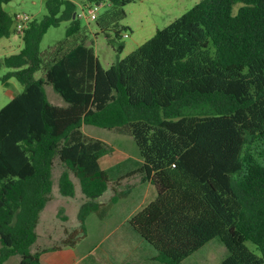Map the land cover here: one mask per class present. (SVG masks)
<instances>
[{
  "label": "trees",
  "instance_id": "obj_1",
  "mask_svg": "<svg viewBox=\"0 0 264 264\" xmlns=\"http://www.w3.org/2000/svg\"><path fill=\"white\" fill-rule=\"evenodd\" d=\"M10 1L0 0V38L18 33ZM108 1L96 20L107 34L131 0ZM46 9L20 33L22 49L0 56L3 84L14 77L23 86L0 109V264L16 254L20 264H41L42 253L75 246L87 216H105L120 198L100 210L111 182L100 159L111 147L84 124L134 137L137 172L157 195L128 221L156 260L182 264L220 237L229 254L219 264H264V0H200L108 68L73 18L74 0H47ZM62 21L66 38L42 51ZM46 84L65 105L49 100ZM57 159L61 194L75 195L72 172L86 200L61 244L34 250Z\"/></svg>",
  "mask_w": 264,
  "mask_h": 264
},
{
  "label": "rangeland",
  "instance_id": "obj_2",
  "mask_svg": "<svg viewBox=\"0 0 264 264\" xmlns=\"http://www.w3.org/2000/svg\"><path fill=\"white\" fill-rule=\"evenodd\" d=\"M47 0H11L7 7L10 11H14L19 14H27L32 19H42L47 14L46 9ZM77 4V11L84 10L85 14L89 7H94L98 0H74ZM200 0H131L124 6L125 17L119 21L116 29L120 30V35L117 36L115 30L104 32L96 24V21L90 20L86 17L78 18L82 27V33L86 35L87 42L91 44L99 58L103 67L108 68L117 60L125 57L137 47L151 39L159 29H163L172 23L175 19L183 15L186 11L191 9ZM104 6L99 10V13L105 11L109 1L105 0ZM69 21H62L57 27H51L44 35L40 48L42 51L48 50L61 40L66 38V31L69 26ZM128 34V37H125ZM13 41H8L6 38H0V56H6L13 53L12 50L17 47L18 33L12 35ZM119 45H123L122 51L118 50ZM17 49V48H15ZM8 69L4 68L1 75ZM36 77H41L42 72L39 71ZM11 84L4 85L0 80V109L8 103L5 100V96L14 91L16 88L22 91L23 86L19 81L12 77L9 79ZM46 92L49 100L58 105L65 104V101L59 93L55 91L51 84H46ZM86 131L89 133H95L108 141L111 147L110 153L105 156L103 163L106 166H113L112 170L133 168L136 166V156L139 154L138 146L132 135L127 133L118 132L114 130L105 129L95 125H86ZM130 154L131 157L126 156ZM120 163V164H119ZM65 169V165L58 159L55 161L53 169V195L54 188H57L56 183ZM75 181L79 184V179L71 172ZM55 184V186H54ZM81 186V185H80ZM53 200L47 205L42 215V220L37 227L38 239L34 244L33 249H42L47 246L59 245L62 242L64 236V226L68 229H74L79 224V202H76V198L71 201V208L66 210L67 217L62 219L58 213V205L60 203L59 196L60 191L55 192ZM62 195V194H61ZM63 205V204H61ZM65 221V222H62ZM138 239V237H137ZM93 240V239H92ZM91 240V241H92ZM141 249L144 255L152 257L157 253L156 248L148 241L140 237ZM247 246L254 251L257 255H261L260 250L251 241L246 242ZM106 243L100 242L98 253L100 254ZM1 247V244H0ZM152 254V255H151ZM229 252L225 244L220 237H215L201 247L198 251L186 258L182 264H219L227 256ZM21 256L19 254L11 256L4 264H20ZM116 263L115 256L113 259ZM98 264V263H95ZM99 264H102L101 262ZM149 264H152L151 261ZM164 264V263H162Z\"/></svg>",
  "mask_w": 264,
  "mask_h": 264
},
{
  "label": "crops",
  "instance_id": "obj_3",
  "mask_svg": "<svg viewBox=\"0 0 264 264\" xmlns=\"http://www.w3.org/2000/svg\"><path fill=\"white\" fill-rule=\"evenodd\" d=\"M18 37L19 38L15 40L17 42V47H12L14 48L12 50L15 51L11 54L18 53L23 47V40L20 33H18ZM3 38H6L8 41H13L12 35L10 37ZM13 44L15 45L16 43L13 41ZM9 84H11L10 81L8 85ZM20 92V89L16 88L14 91L8 93L5 96L6 102H9ZM85 127L86 124L82 126V130L85 134L108 143V141L103 137L86 131ZM105 156H107V154ZM105 156L100 159V164L102 168L107 170L109 173L111 182L109 183L107 190L98 199V203L101 204L100 210H103V204L110 202L115 195L120 194V198L112 205L105 216H100L96 211L87 216L85 221L86 234L75 244V246L63 247L59 250L42 253L41 264H99L100 262L102 264H115L113 261L114 256L117 264H149L150 261L152 264H162V262L155 259V254H151L152 257L148 254H143L141 242L139 240L140 236L132 229L128 221L133 214L154 200L157 195L154 185L150 182H142L141 174L137 172L142 161L140 153H137L135 159L137 167L118 169L116 171L112 170L113 166H106L103 163ZM126 156L131 157L130 154H126ZM70 175L75 183V195L64 196L60 194L58 199L60 200L58 213L60 208H63L65 212L64 215L66 217V210L71 208L70 204L74 198L77 199L76 202H79L78 206H81V204L86 200L80 183L77 184L74 176H72L73 174ZM59 180L60 178L56 183L57 188H54V196H56V191H60ZM54 196H52V199L48 202V204L53 200ZM47 205L40 214V222ZM62 222L65 221L62 220ZM66 228L67 226L63 227V238L66 237ZM100 242L102 244L106 243V246L99 254L98 250Z\"/></svg>",
  "mask_w": 264,
  "mask_h": 264
},
{
  "label": "built area",
  "instance_id": "obj_4",
  "mask_svg": "<svg viewBox=\"0 0 264 264\" xmlns=\"http://www.w3.org/2000/svg\"><path fill=\"white\" fill-rule=\"evenodd\" d=\"M104 4H105L104 0L97 1L94 7H89L87 14H85L84 10H82L81 12L76 11L75 12L76 17L77 18L86 17L90 20L96 21L100 15L99 10L104 6ZM15 19L17 21L18 33H22L26 24L31 20V17L28 16L27 14L22 15V14L16 13ZM125 37H128V34H125Z\"/></svg>",
  "mask_w": 264,
  "mask_h": 264
},
{
  "label": "water",
  "instance_id": "obj_5",
  "mask_svg": "<svg viewBox=\"0 0 264 264\" xmlns=\"http://www.w3.org/2000/svg\"><path fill=\"white\" fill-rule=\"evenodd\" d=\"M73 18H76V13L74 12V14H73Z\"/></svg>",
  "mask_w": 264,
  "mask_h": 264
}]
</instances>
